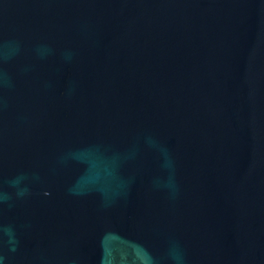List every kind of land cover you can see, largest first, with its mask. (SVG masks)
I'll list each match as a JSON object with an SVG mask.
<instances>
[{"label":"water","instance_id":"95a60500","mask_svg":"<svg viewBox=\"0 0 264 264\" xmlns=\"http://www.w3.org/2000/svg\"><path fill=\"white\" fill-rule=\"evenodd\" d=\"M0 264H264V0H0Z\"/></svg>","mask_w":264,"mask_h":264}]
</instances>
